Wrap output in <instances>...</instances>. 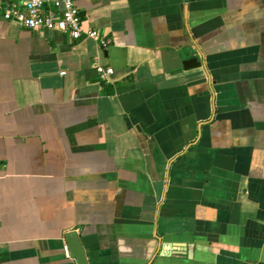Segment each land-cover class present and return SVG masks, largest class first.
<instances>
[{
	"label": "crops",
	"instance_id": "1",
	"mask_svg": "<svg viewBox=\"0 0 264 264\" xmlns=\"http://www.w3.org/2000/svg\"><path fill=\"white\" fill-rule=\"evenodd\" d=\"M74 1L0 18V264H264V0Z\"/></svg>",
	"mask_w": 264,
	"mask_h": 264
},
{
	"label": "built area",
	"instance_id": "2",
	"mask_svg": "<svg viewBox=\"0 0 264 264\" xmlns=\"http://www.w3.org/2000/svg\"><path fill=\"white\" fill-rule=\"evenodd\" d=\"M0 18L30 31H49L65 34L73 41L93 39L102 48L110 41L98 30L85 29L79 8L74 0H21L0 4ZM99 80L108 84L114 74L110 67L96 66Z\"/></svg>",
	"mask_w": 264,
	"mask_h": 264
},
{
	"label": "water",
	"instance_id": "3",
	"mask_svg": "<svg viewBox=\"0 0 264 264\" xmlns=\"http://www.w3.org/2000/svg\"><path fill=\"white\" fill-rule=\"evenodd\" d=\"M199 65L198 60L191 58L183 63V68ZM179 71V70H178ZM65 242L69 255L75 259L76 264H87L86 257L78 236L74 232L65 235Z\"/></svg>",
	"mask_w": 264,
	"mask_h": 264
}]
</instances>
